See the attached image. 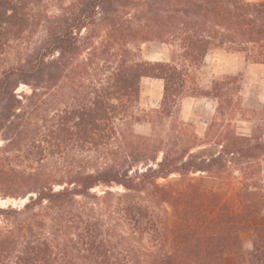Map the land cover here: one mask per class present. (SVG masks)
Listing matches in <instances>:
<instances>
[{
  "label": "trees",
  "instance_id": "trees-1",
  "mask_svg": "<svg viewBox=\"0 0 264 264\" xmlns=\"http://www.w3.org/2000/svg\"><path fill=\"white\" fill-rule=\"evenodd\" d=\"M63 1L0 0V59L47 34L0 72V198L27 199L0 207V264H264V104L239 135L241 78L203 92L192 74L216 51L264 65V1ZM148 42L170 60H143ZM144 78L163 83L149 135L134 131ZM188 93L216 101L203 136L164 125Z\"/></svg>",
  "mask_w": 264,
  "mask_h": 264
},
{
  "label": "rangeland",
  "instance_id": "rangeland-1",
  "mask_svg": "<svg viewBox=\"0 0 264 264\" xmlns=\"http://www.w3.org/2000/svg\"><path fill=\"white\" fill-rule=\"evenodd\" d=\"M249 2H259L264 0H246ZM71 0H64L63 4L70 3ZM38 9L47 12L49 15L58 13V0H42L38 5ZM46 26L42 22L36 26L31 32L26 34L24 38L18 42H14L7 50L4 56L0 59V72L8 67L15 65L18 60L23 59L25 54L32 52L45 45L47 41ZM141 45V58L146 61V56L152 52H158L163 58V53L166 54L163 61L170 60L171 51L165 45ZM148 46V47H147ZM145 48V49H143ZM157 48V49H156ZM167 48V49H166ZM145 50V52H144ZM210 54H228L220 60L213 59V62L203 63L199 70L193 71L195 86L199 91L206 92L210 89L212 82L222 78L223 76L241 78V90L239 91L240 109L238 116L233 121L234 128L239 135L250 136L253 129L252 113L259 110L264 104V65L253 64L247 62L242 54H230L223 51H216ZM151 56V55H150ZM204 67L203 73L201 69ZM18 93L29 94L30 91L25 86H20ZM162 89L161 82L155 79H142L140 84V111L138 115L146 116L145 121L134 125L135 133L139 135H149L153 127H157L155 122L154 112L159 108L161 101ZM216 101L213 98L206 99L205 97H197L196 95L187 94L179 103L177 110L171 119L164 121L167 126L171 121H183L195 125L196 133L203 136L207 124L211 121L215 114ZM1 144V141H0ZM262 164V172L260 179L264 190V161ZM165 182V181H161ZM103 189H96L92 194L102 195ZM113 192H121L120 188L113 189ZM26 199L7 198L1 200L0 207L6 208L11 206L16 209L22 208L26 203ZM262 221H260L261 223ZM260 226V225H254ZM225 264H236L232 257L225 259Z\"/></svg>",
  "mask_w": 264,
  "mask_h": 264
},
{
  "label": "crops",
  "instance_id": "crops-1",
  "mask_svg": "<svg viewBox=\"0 0 264 264\" xmlns=\"http://www.w3.org/2000/svg\"><path fill=\"white\" fill-rule=\"evenodd\" d=\"M145 45H157V44L155 42H148V43H145ZM160 45H162V44H160ZM143 49H145V48H143ZM144 52H145V50H144ZM163 55H164L163 58L166 57V54L163 53ZM227 55L228 54H209L205 58V63L209 64V63L213 62V59L218 61V60H220L221 58H223V57H225ZM163 58H161V54L160 53L155 51V52H152L151 54L146 56V61H149V62H160V61L165 60ZM203 71H204V67L201 69L202 73H203ZM156 81H159V83L161 82V89H162V93H163V83H162V81L161 80H156ZM161 98H162V95H161ZM206 99H208V98H206ZM260 221H262V222L260 223ZM252 225L253 226L254 225L264 226V215L261 216L259 219L252 221ZM241 241H242L243 247L246 250L251 249V247H252V233L251 232L242 233L241 234Z\"/></svg>",
  "mask_w": 264,
  "mask_h": 264
},
{
  "label": "water",
  "instance_id": "water-1",
  "mask_svg": "<svg viewBox=\"0 0 264 264\" xmlns=\"http://www.w3.org/2000/svg\"><path fill=\"white\" fill-rule=\"evenodd\" d=\"M26 201H27V199H26Z\"/></svg>",
  "mask_w": 264,
  "mask_h": 264
}]
</instances>
